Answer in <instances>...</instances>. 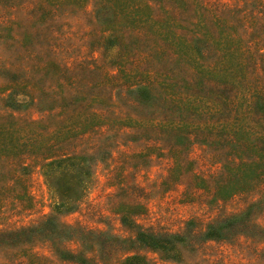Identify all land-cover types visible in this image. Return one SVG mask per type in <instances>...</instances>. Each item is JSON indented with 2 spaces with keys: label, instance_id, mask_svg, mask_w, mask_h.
Wrapping results in <instances>:
<instances>
[{
  "label": "rangeland",
  "instance_id": "374dc122",
  "mask_svg": "<svg viewBox=\"0 0 264 264\" xmlns=\"http://www.w3.org/2000/svg\"><path fill=\"white\" fill-rule=\"evenodd\" d=\"M0 264H264V0H0Z\"/></svg>",
  "mask_w": 264,
  "mask_h": 264
},
{
  "label": "trees",
  "instance_id": "16d2710c",
  "mask_svg": "<svg viewBox=\"0 0 264 264\" xmlns=\"http://www.w3.org/2000/svg\"><path fill=\"white\" fill-rule=\"evenodd\" d=\"M62 162L67 164V169H69V168H73V169H74V164H71V163H70V160L62 161ZM55 165H57V163H53V167H54ZM134 260H136V258H132V259H131V262L134 261Z\"/></svg>",
  "mask_w": 264,
  "mask_h": 264
}]
</instances>
